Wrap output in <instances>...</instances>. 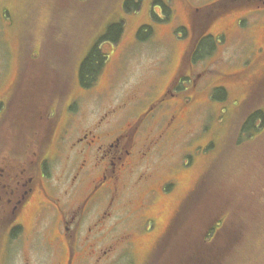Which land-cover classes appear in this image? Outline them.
<instances>
[{"label": "rangeland", "instance_id": "1", "mask_svg": "<svg viewBox=\"0 0 264 264\" xmlns=\"http://www.w3.org/2000/svg\"><path fill=\"white\" fill-rule=\"evenodd\" d=\"M214 1L0 0L1 157L11 159L10 153L24 152L32 141L33 153L53 157L65 119L71 116L79 126L87 127L104 112L116 109L117 129L165 90L177 93L160 102L153 113L168 103L184 105L179 129L165 136L138 168V172H151V180L130 181L137 191L136 202L143 200L149 188L167 179H173L174 188L165 194L158 191L154 199L147 200L145 214L153 222L148 234L145 223L134 229V216L105 236L104 243L125 230L134 232L136 238L132 254L118 248L108 264H143L151 240L165 232L176 209L208 167L215 175L227 173L238 180L239 184L234 181L227 217L231 221L234 206L241 208V202L243 209L237 212L246 217L247 235L221 262L225 253L218 251L221 247L211 246L216 258L207 264H264V122L256 118L258 130L242 134L241 142L236 137L248 112L264 110V30L258 28L254 33L257 44H242L238 37L231 44H216L217 35L239 14L231 13L227 20L216 18L204 31L211 37L206 39L208 44H202L200 52L190 57L191 36L199 31L195 24L202 20L195 22V17ZM250 19L257 27L264 26V14H253ZM118 21L124 27L122 35L116 42L98 44L106 54L105 61L94 84L83 88L78 79L81 57L109 24ZM219 85L225 87L226 97L219 88L214 89ZM251 90L252 95L242 102ZM47 116L51 118L46 120ZM48 125L54 128L49 141L44 132ZM34 130L38 133L32 140ZM136 145H140L139 139ZM49 164L51 182L61 178L56 161ZM258 200L262 208H258ZM31 202V207H36L35 201ZM32 209L25 214L28 228L33 221ZM49 219L42 227L49 226L57 233L58 225ZM233 223L225 224L227 233L233 230ZM42 233L51 238L48 230ZM80 243L83 245L85 239ZM173 249L182 253L186 246Z\"/></svg>", "mask_w": 264, "mask_h": 264}, {"label": "flooded vegetation", "instance_id": "2", "mask_svg": "<svg viewBox=\"0 0 264 264\" xmlns=\"http://www.w3.org/2000/svg\"><path fill=\"white\" fill-rule=\"evenodd\" d=\"M231 13L239 16L217 35L216 44H231L235 37L242 44H257L254 33L258 28L264 30V26L257 27L250 16L264 14V0H216L205 6L200 17L194 16L195 22L202 20L195 24L199 31L191 36L190 57L200 52L202 44H208L211 37H206V32L212 20H227ZM215 88L226 93L224 86ZM176 93L165 90L143 112L117 129L116 109L104 112L87 127L79 126L73 116L66 118L53 157L33 153L15 155L10 160L18 161L17 166L11 168L13 165L9 163L3 167L7 159L0 155V264H50L52 261L54 264H108L118 248L132 254L136 242L134 232L123 230L109 242L103 240L114 226L134 216H137L134 229L145 223L148 225L145 234H148L153 222L145 214L147 200L154 199L158 191L165 194L174 188L173 179H167L156 184L158 187L149 188L143 200L136 202L137 191L130 181L137 184L151 180V172H138V168L165 136L179 129L183 104L175 107L168 103L153 113L160 102ZM252 93L251 90L244 95L242 102ZM137 139L140 145H136ZM54 160L55 169L60 172L57 176L61 178L51 182L49 163ZM33 200L36 207L32 206L33 221L28 228L25 214L32 208ZM118 215L119 218H114ZM49 218L58 225L57 233L49 226L42 227ZM43 229L48 230L51 238L43 236ZM163 235L151 240L143 264L152 254H155L153 260L159 254L158 264L168 263L160 258L165 250L157 249ZM81 238L85 239L83 245ZM51 249H55V254H50Z\"/></svg>", "mask_w": 264, "mask_h": 264}, {"label": "trees", "instance_id": "3", "mask_svg": "<svg viewBox=\"0 0 264 264\" xmlns=\"http://www.w3.org/2000/svg\"><path fill=\"white\" fill-rule=\"evenodd\" d=\"M125 6L126 3H124ZM137 6L138 4H135V7ZM123 29L124 27L121 21L109 24L106 32L100 35L90 47L89 51L81 57L78 67V79L83 88H89L94 84L105 61L106 54L102 52L98 44L104 41L116 42L122 35ZM49 110H52V108ZM256 118L258 120L261 119L263 123L264 110L261 108L254 109L244 116L242 124L238 126V133L236 135L239 142H241V136H244L242 134H246L247 136L250 134L249 131L251 129L258 130L254 124ZM51 128L49 125L44 128V132L47 131V140L52 130ZM37 133L38 130H34L32 140L33 137H37ZM46 142L48 143V141ZM30 143V147L28 144L26 145V151L33 152V141L32 144ZM15 152L17 151L12 153ZM3 153L4 150L0 148V154ZM7 160L3 162V167H8V163L13 165L11 168L17 166L15 162L18 161L10 160L8 162ZM234 181L239 184L238 180L230 174L226 173L225 176H222V173H219L215 175L209 167L198 179L192 190L185 196L176 209L163 237L159 241L157 249L158 251L165 250L160 258L162 259L164 257L168 261L166 264H207V262H211L216 258V254L211 250V246L221 247L218 251L225 253L220 260L221 262L232 254V252L236 251L240 244L238 243L240 238L246 239V217L237 212L238 209H243L241 202V208L234 206V215L231 218L234 225H230V229L233 230H230L229 233L225 231L227 230L225 224L231 222L228 221L227 215L231 213L228 203H230V197L234 193L232 191L233 185H235ZM236 193L239 194L240 190L238 189ZM258 208H262L260 200H258ZM213 225H217L216 229ZM213 236H216L215 239H213ZM176 245L180 248L186 246V250L184 251L183 249L182 253H175V249L173 248ZM152 255H150L145 264H158L159 260H156V258L159 257V254L154 260L153 257L155 254ZM169 259L171 262H169Z\"/></svg>", "mask_w": 264, "mask_h": 264}]
</instances>
